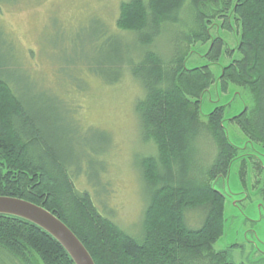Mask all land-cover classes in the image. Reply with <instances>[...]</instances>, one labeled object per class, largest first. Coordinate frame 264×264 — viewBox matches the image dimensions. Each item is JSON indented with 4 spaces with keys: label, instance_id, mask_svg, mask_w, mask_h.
I'll return each instance as SVG.
<instances>
[{
    "label": "trees",
    "instance_id": "trees-1",
    "mask_svg": "<svg viewBox=\"0 0 264 264\" xmlns=\"http://www.w3.org/2000/svg\"><path fill=\"white\" fill-rule=\"evenodd\" d=\"M233 1L120 4L116 25L135 38L140 55L110 64L121 66L120 78L129 70L141 84L136 111L143 139L154 148L153 154L141 159L150 194L138 235L120 228L88 191L77 187L76 173L10 82L2 60L0 196L24 199L57 214L95 264H237L230 260L229 250H216L214 244L224 232L226 198L215 183L228 174L238 147L229 140L220 106L206 120L201 117L200 97L213 79L210 65H185L190 46L203 38H210L206 55L211 63L219 60L223 40L211 37L207 22L230 8L240 26L238 56L219 77L252 90L254 107L245 108L233 120L251 140L264 144V0ZM165 34L172 37V47L161 46L167 50L162 55L151 46L161 43ZM240 177L243 181L241 171ZM259 183L264 204V169ZM187 212L202 214L199 227L187 225ZM189 220L197 222L196 217ZM37 259L43 264H74L60 243L41 228L0 215V264H36Z\"/></svg>",
    "mask_w": 264,
    "mask_h": 264
},
{
    "label": "rangeland",
    "instance_id": "rangeland-1",
    "mask_svg": "<svg viewBox=\"0 0 264 264\" xmlns=\"http://www.w3.org/2000/svg\"><path fill=\"white\" fill-rule=\"evenodd\" d=\"M123 1L127 0H0V60L10 82L76 173L77 187L88 191L120 228L138 235L150 194L141 159L153 154L154 148L143 139L136 111L141 84L129 70L120 78L121 66L110 64L140 55L135 38L116 25ZM207 23L211 37L223 40L219 60L211 63L206 55L210 38H203L192 43L185 65H210L213 79L200 97L201 117L206 120L220 106L229 140L238 147L228 174L215 183L227 196L224 232L214 248L229 250L230 260L237 264H264L259 183L264 144L251 140L233 120L254 107V95L249 87L219 77L238 56L240 26L230 8L215 13ZM171 39L165 34L151 49L167 55L161 46L171 49ZM185 215L191 228L203 221L200 213ZM36 264L43 263L37 259Z\"/></svg>",
    "mask_w": 264,
    "mask_h": 264
},
{
    "label": "water",
    "instance_id": "water-1",
    "mask_svg": "<svg viewBox=\"0 0 264 264\" xmlns=\"http://www.w3.org/2000/svg\"><path fill=\"white\" fill-rule=\"evenodd\" d=\"M0 215L14 216L41 228L66 250L74 264H95L77 235L57 214L30 201L0 196Z\"/></svg>",
    "mask_w": 264,
    "mask_h": 264
},
{
    "label": "flooded vegetation",
    "instance_id": "flooded-vegetation-1",
    "mask_svg": "<svg viewBox=\"0 0 264 264\" xmlns=\"http://www.w3.org/2000/svg\"><path fill=\"white\" fill-rule=\"evenodd\" d=\"M224 196L226 197L227 195H226V194H224Z\"/></svg>",
    "mask_w": 264,
    "mask_h": 264
}]
</instances>
